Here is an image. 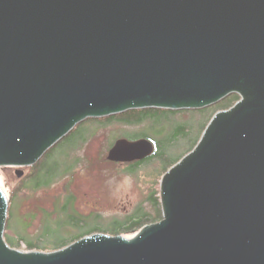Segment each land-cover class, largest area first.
Listing matches in <instances>:
<instances>
[{
  "label": "water",
  "instance_id": "1",
  "mask_svg": "<svg viewBox=\"0 0 264 264\" xmlns=\"http://www.w3.org/2000/svg\"><path fill=\"white\" fill-rule=\"evenodd\" d=\"M231 94L160 184L162 221L0 264H264V0H0V168L36 165L88 119L202 110ZM118 139L107 159L144 161Z\"/></svg>",
  "mask_w": 264,
  "mask_h": 264
},
{
  "label": "rangeland",
  "instance_id": "2",
  "mask_svg": "<svg viewBox=\"0 0 264 264\" xmlns=\"http://www.w3.org/2000/svg\"><path fill=\"white\" fill-rule=\"evenodd\" d=\"M214 106V105H213ZM212 107V106H211ZM208 107V108H211ZM182 113L173 116L169 122L164 123L161 126H165L163 129L166 131H172L175 126L187 124L188 129L192 131V137H200L202 131L198 132L199 125L202 124L203 118L201 114L195 113L200 112L199 110H183ZM185 112V113H183ZM144 129V130H143ZM145 131V135L150 137L154 143L157 145L161 141V136H158V130L153 129V125L141 126H123L119 124H107L101 128L93 127V130L89 133H85V137L90 138L97 132L98 138L91 145L92 156H98L101 153L99 149V143L105 142V151L103 155L108 156L109 149L115 143L116 140L127 137L128 139H138L143 136L142 132ZM124 136V137H123ZM97 140H99L97 142ZM80 140L78 138H73L70 144L63 147L61 151H58L55 154V160L58 162L57 169L59 171L55 175L54 181L51 183L49 188L40 189L36 191L34 195L29 197L28 194L22 195L19 202L20 206L16 208L14 217L16 218L11 221L7 220V225L4 234V240L13 250L19 251L21 253H53L56 252L54 249L50 250H40L38 247L35 249H30L27 246L28 242H39L41 245H48L49 242L57 243L63 238L70 239L76 233H79L78 230H66L60 231L58 234L52 235L50 239L43 237L42 232V217H37L32 223L31 227L23 232L22 225L25 220L31 219L32 215H40L42 212V206L51 208L54 205V200L59 199L63 201L66 198V194L69 192L71 195H75L77 200L74 205L71 206V210L68 213L69 215H85L89 216L92 212H96L101 215V219L98 220L99 224H95L94 217L87 218L88 223L85 226L84 230H89L96 225L101 226L104 229H110L112 227L113 221H123L127 217L133 216L139 207L143 208V212H152L151 204L147 201L148 193L159 190L161 184V173L164 170L165 162L161 163L159 159H154L151 163L141 166L136 173L131 172L132 169L129 166L124 165L123 163L114 164L111 161H105L98 164L99 169L93 167H88L86 170L80 165L76 170H79L77 173L79 175L78 179L68 185L71 180L69 176H63L71 168V165L74 163L73 160L77 156L86 155V149L80 148L77 149V144ZM77 142V143H76ZM175 148H171L168 151L167 161L169 159L176 158L180 153L187 154L190 149H188L187 140L181 141L177 144ZM77 149V150H76ZM76 152L74 153V151ZM75 154V159L73 156ZM183 156H180V159ZM81 164V163H80ZM81 169V170H80ZM25 174L31 172V168H24ZM98 170V171H97ZM16 168H0V187L7 195H11L12 191L17 188L22 179H19L16 176ZM128 171V172H127ZM63 176V177H62ZM163 177V176H162ZM80 181V182H79ZM44 187V186H43ZM69 187V191L67 189ZM81 189V190H80ZM68 191V192H67ZM9 199V198H8ZM10 202H9V212H10ZM60 210L57 208L55 216L59 219V222L56 223L57 226L61 223L60 220H67L66 215H59ZM8 212V215H9ZM37 215V216H38ZM96 216V215H94ZM9 219V218H8ZM53 228L55 224H50ZM49 226L48 224L45 227ZM59 228V227H58ZM45 231V230H44ZM65 232V233H64ZM18 234H21L24 238L21 240L20 245L13 246L10 244V241L19 242ZM94 234H106L104 232H96ZM112 236L110 234H106ZM123 236V235H121ZM135 234L130 236H124L126 238H132ZM51 240V241H50Z\"/></svg>",
  "mask_w": 264,
  "mask_h": 264
},
{
  "label": "trees",
  "instance_id": "3",
  "mask_svg": "<svg viewBox=\"0 0 264 264\" xmlns=\"http://www.w3.org/2000/svg\"><path fill=\"white\" fill-rule=\"evenodd\" d=\"M240 100V96L237 94H231L218 104L212 106L211 108H205L202 110H199L200 112H195L198 114L202 115L203 122L201 125H199L198 133L202 131L201 136L198 137H192V131L189 130L187 124L184 125H178L173 128L172 131H166L163 128L165 126L158 127L160 125H163L164 123L166 124L169 122V120L173 117L176 116L180 113L181 111H172V110H164V109H154V108H149V109H142V110H132L128 111L119 115H113L110 117H105L101 119H88L85 122L81 123L78 125L68 136H66L63 140H61L57 145H55L52 149H50L44 157L34 166L29 167L31 168V172L29 174H25L22 180L20 181V184L17 186L16 189H14L11 193V195H7L9 198V202L11 204L10 206V212L8 215V220L11 221L12 219L14 220L16 216L14 217L16 208L20 206L19 202L21 201V198L24 197L22 195L28 194L29 197L34 195L36 191H39L40 189H46L49 188L51 183L54 181L55 175L59 171L57 169L58 162L55 160V154L58 151H61L63 147L66 145L70 144V142L73 140V138H78L80 140L77 144V149L84 148L86 149V155L82 156H77L75 159V154L73 156L74 163L71 165V169L67 171L63 176H69L71 177V180L69 181L68 185H72L74 181H76L79 177L78 171L76 170L78 166H82L85 170L88 167H93L95 169H99L98 164L101 162L108 161L106 160V157L103 155L105 151V142L99 143V149L101 150V153L98 156H92L91 152V145H93V142L96 141L98 138L97 132L94 133L90 138L85 137V133H89L90 131L93 130V127H98L101 128L104 125L107 126V124L113 125V124H119L123 126H141V125H146L148 127V124L153 125V129L158 130V136H161V141L156 145L154 141L145 135V131L142 132L143 136L138 138V139H148L152 141L155 145V152L152 156L147 158L144 161H136L132 163H123L124 165L129 166L130 169H132L131 172L128 173H136L138 169L145 165L151 163L154 159H159L161 163L165 162L164 170L161 173V178L164 176L174 165H176L178 162H180L181 159H183L186 155L191 153L195 147L198 145L203 132L205 131L206 127L209 125L210 121L212 118L220 111H227L234 107ZM185 113V112H183ZM160 124V125H159ZM144 130V129H143ZM191 133V134H190ZM124 137V136H123ZM128 139L127 137H124ZM129 140H137V139H129ZM187 140L188 142V151L187 154L185 153H180V155L176 158L169 159L167 161V155L168 151L171 148L177 147L178 143L181 141ZM99 140H97L98 142ZM117 141V140H116ZM115 141V142H116ZM113 146V145H112ZM111 146V147H112ZM76 149V150H77ZM111 149V148H110ZM109 149V150H110ZM74 151V153L76 152ZM180 156L181 157L180 159ZM110 162V161H109ZM81 163V164H80ZM112 163V162H111ZM114 164H119L117 162H114ZM81 170V169H80ZM98 171V170H97ZM62 176V177H63ZM80 182V181H79ZM44 186V187H43ZM67 187V189L69 188ZM81 190V189H80ZM69 191V189H68ZM67 191V192H68ZM76 196L73 194L71 195L69 192L66 194V198H64L63 201H59V199L54 200V205L49 208L42 206L41 210L42 212L39 213L40 215H32L31 219L25 220L22 225L23 232L28 230L34 220L41 216L42 217V232H43V237L52 240V235L58 234L60 231H66V230H78L79 233H76L74 236H72L70 239H65L63 238L59 242L51 243L49 242L48 245H41V241L39 242H28L27 241V246L30 249H35L39 248L40 250H50L54 249L56 251L64 249L68 247L69 245L83 239L84 237L93 235L96 232H104L106 234H110L112 236H118V235H123V236H130L132 234H137L143 227L146 225H151L154 223H158L162 221L163 216H162V209H161V202H160V191L155 190L150 193H148L147 201L151 204L152 207V212H143V208L139 207L136 211V213L131 216L127 217L123 221H113L112 222V227L110 229H104L99 225L94 226L93 228H90L89 230H84L85 226L88 223V219L94 217V220L96 221L95 224H99L98 220H100L102 217L100 214H97L96 212H92L89 216L85 215H69L68 213L71 210V206L76 203ZM57 208L59 211V215L64 216L66 215L67 220H60L59 226L56 225L57 222H59V218L55 216L57 212ZM96 215V216H94ZM88 218V219H87ZM55 224V227L53 228L50 224ZM47 226L45 229L44 226ZM59 227V228H58ZM45 230V231H44ZM65 233V232H64ZM18 240L19 242H13L10 241V244L13 246L20 245L21 240H23V236L21 234H18ZM50 240V241H51Z\"/></svg>",
  "mask_w": 264,
  "mask_h": 264
},
{
  "label": "bare ground",
  "instance_id": "4",
  "mask_svg": "<svg viewBox=\"0 0 264 264\" xmlns=\"http://www.w3.org/2000/svg\"><path fill=\"white\" fill-rule=\"evenodd\" d=\"M196 148V147H195Z\"/></svg>",
  "mask_w": 264,
  "mask_h": 264
}]
</instances>
